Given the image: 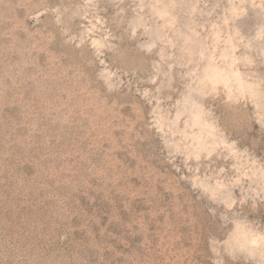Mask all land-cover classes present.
Returning a JSON list of instances; mask_svg holds the SVG:
<instances>
[{"label":"rangeland","instance_id":"374dc122","mask_svg":"<svg viewBox=\"0 0 264 264\" xmlns=\"http://www.w3.org/2000/svg\"><path fill=\"white\" fill-rule=\"evenodd\" d=\"M0 264H264V0H0Z\"/></svg>","mask_w":264,"mask_h":264}]
</instances>
